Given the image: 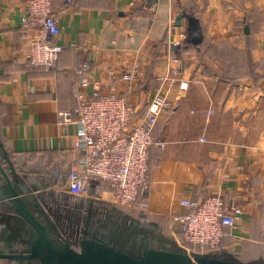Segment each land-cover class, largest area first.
I'll return each instance as SVG.
<instances>
[{
	"label": "crops",
	"instance_id": "1",
	"mask_svg": "<svg viewBox=\"0 0 264 264\" xmlns=\"http://www.w3.org/2000/svg\"><path fill=\"white\" fill-rule=\"evenodd\" d=\"M26 1L0 0V164L25 213L58 249L77 254L95 240L139 261L149 256L153 264H185L186 258L190 264H264V92L260 83L247 80L245 58L248 39L257 43L253 55L264 57V35L258 33L263 18L253 1L74 0L67 6L56 0L57 41L65 49L54 71L29 62L38 30L23 26ZM178 16L181 26L175 25ZM199 29L210 48L239 41L233 51L240 74L244 55L245 77L222 78L231 68L224 61L196 65L202 51L180 54L185 77L193 82L183 96L172 88L165 92L170 106L153 131L146 209L118 205L104 182L94 184L88 196L60 190L57 179L67 178L82 157L75 148L78 125L58 123V113L74 104L71 68L89 64L91 80L102 89L110 81L109 70H134L141 82L155 81L167 72L170 44L182 47ZM141 97L138 86L133 106ZM11 194L0 171V254L5 256L0 264H42L30 257L40 233ZM211 196L241 207L242 217L219 250L207 257L189 254L175 220L187 211L181 201L202 203Z\"/></svg>",
	"mask_w": 264,
	"mask_h": 264
},
{
	"label": "built area",
	"instance_id": "2",
	"mask_svg": "<svg viewBox=\"0 0 264 264\" xmlns=\"http://www.w3.org/2000/svg\"><path fill=\"white\" fill-rule=\"evenodd\" d=\"M56 0H27L22 23L36 28L29 62L33 67L54 71L64 47L57 41L61 33L54 12ZM263 22L259 35H264V0H252ZM71 6L74 0H65ZM171 58L167 72L155 78L158 86L147 99L145 113L136 119L131 96L141 82V74L126 70L108 71L110 81L101 84L91 80L89 64L71 68L75 76V107L60 111L58 123L78 125L75 148L82 157L67 178L57 179V187L72 196H88L94 184H108L115 202L123 207L145 210L151 186L149 157L154 143L153 131L161 114L170 106L165 92L176 89L179 96L187 93L193 79L186 78V65L181 59V46L170 44ZM93 87L91 94L84 90ZM168 93V92H167ZM202 141H205L202 138ZM186 213L176 216L180 223L181 246L189 254L209 255L219 250L227 231L237 225L243 214L238 206H229L221 196H211L202 203L182 199Z\"/></svg>",
	"mask_w": 264,
	"mask_h": 264
},
{
	"label": "water",
	"instance_id": "3",
	"mask_svg": "<svg viewBox=\"0 0 264 264\" xmlns=\"http://www.w3.org/2000/svg\"><path fill=\"white\" fill-rule=\"evenodd\" d=\"M181 24L182 17L178 16L175 25L181 26ZM245 31L247 34L249 33V26L245 27ZM0 171L11 188V195L15 198V202L18 204V211L26 219L31 221L40 233V237L33 243L31 258L39 257L42 264H153L149 261V256L147 260L139 261L137 257L131 254V252L121 253L113 247H109L105 243L95 240L87 241L86 247L81 254L73 253L71 250L67 249H58L50 240L45 228L38 224L31 215L25 213V208L21 203V200L18 198V195L12 189L9 177L1 164ZM199 256L207 257L208 255ZM4 257V255L0 254V258ZM184 261L185 264H190L189 259L186 258Z\"/></svg>",
	"mask_w": 264,
	"mask_h": 264
},
{
	"label": "rangeland",
	"instance_id": "4",
	"mask_svg": "<svg viewBox=\"0 0 264 264\" xmlns=\"http://www.w3.org/2000/svg\"><path fill=\"white\" fill-rule=\"evenodd\" d=\"M192 19L196 22V19L192 17ZM198 26V25H197ZM241 30V28H240ZM239 30V31H240ZM196 37H193L190 42L188 40H185V42L182 43V50L185 51V49H189L186 54H194L196 55L197 52L199 51L201 54L202 51V56L201 58L198 57L196 58V65L199 63H204L206 66L208 64V59L210 60H219V61H224L229 64H231V68L228 69V72H223L222 71V78H228L232 79L233 81L239 80V57L237 56L236 53H234V49L238 50L239 49V41L236 42H229L227 45H217L214 46L213 48H210L211 42L205 40V33L200 31L198 33H195ZM194 42V45L192 44ZM244 42L242 44V48L244 47ZM193 45L194 47H191ZM257 48V43L254 40H247L245 42V50L247 52V55L245 58L247 59V80L251 81L253 83H263L261 86H263V91L264 92V57H255L253 55V51ZM229 51V52H228ZM242 78L245 77L243 75V62H244V55H242ZM205 75H208L207 73H204ZM153 90V89H152ZM151 90V91H152ZM151 91L146 94V96H149ZM186 94V93H185ZM264 95V94H263ZM183 96V94H182ZM147 97L143 98L142 104L137 105L135 115L136 119L143 115L146 111V105H147Z\"/></svg>",
	"mask_w": 264,
	"mask_h": 264
},
{
	"label": "trees",
	"instance_id": "5",
	"mask_svg": "<svg viewBox=\"0 0 264 264\" xmlns=\"http://www.w3.org/2000/svg\"><path fill=\"white\" fill-rule=\"evenodd\" d=\"M187 51H189V49L187 50V49H185V51H183L182 50V47H181V53H186ZM63 53V52H62ZM61 53V54H62ZM60 54V55H61ZM59 55V56H60ZM246 55H247V52H246ZM246 64H247V66H248V63H247V59H246ZM240 76H241V74H240ZM239 76V77H240ZM248 76V75H247ZM242 77V76H241ZM227 79V78H226ZM240 79V78H239ZM232 80V79H231ZM261 84H263V83H261ZM158 85H157V83H156V80L154 81V78L152 79V81H150V78L147 80V81H145L144 80V82H141L140 83V85H139V87H140V93H141V95H142V97H141V100H140V103H139V105H141L142 104V101H143V98L144 97H146V94H148L152 89H154V88H156ZM74 107H75V99H74V104H73V107L70 109V110H66V111H72L73 109H74ZM146 108H147V105H146ZM135 111H136V107H135ZM137 112V111H136ZM182 250H184V249H182Z\"/></svg>",
	"mask_w": 264,
	"mask_h": 264
},
{
	"label": "flooded vegetation",
	"instance_id": "6",
	"mask_svg": "<svg viewBox=\"0 0 264 264\" xmlns=\"http://www.w3.org/2000/svg\"><path fill=\"white\" fill-rule=\"evenodd\" d=\"M93 233V232H92Z\"/></svg>",
	"mask_w": 264,
	"mask_h": 264
}]
</instances>
